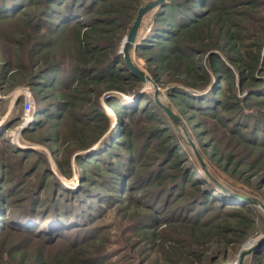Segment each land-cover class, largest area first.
I'll return each instance as SVG.
<instances>
[{"label":"trees","instance_id":"trees-1","mask_svg":"<svg viewBox=\"0 0 264 264\" xmlns=\"http://www.w3.org/2000/svg\"><path fill=\"white\" fill-rule=\"evenodd\" d=\"M146 1L0 0V89L31 90L40 119L23 136L79 180L68 188L40 152L11 144L21 118L0 126V264H235L264 231V0H167L149 13L132 53L178 127L122 53ZM248 256L264 264V247Z\"/></svg>","mask_w":264,"mask_h":264},{"label":"rangeland","instance_id":"rangeland-1","mask_svg":"<svg viewBox=\"0 0 264 264\" xmlns=\"http://www.w3.org/2000/svg\"><path fill=\"white\" fill-rule=\"evenodd\" d=\"M155 0H147L145 5L150 3V2H153ZM152 16L153 14H148L145 16L144 20H143V23H142V27H141V31H140V38H139V42L141 41V39L143 37L146 36V34L149 32L151 26H152ZM131 59H132V62L133 64L140 70L143 72V74L145 76H150L146 66H145V63L143 60L141 59H138L136 56H135V53H132L131 54ZM151 79L153 80V78L151 77ZM20 88H25V87H17L11 91H7V92H2L1 89H0V116L1 118H4L9 107L11 108L12 107V112L11 114L7 117L10 118L12 116H16L17 118H21L22 115H23V110H22V105L21 103L18 105L15 100L11 97V95L18 89ZM142 92H146L150 95H154L155 96V93L156 91L159 93L158 94V100L164 104V105H167L170 103V101L168 100V97L166 95V89L163 88V87H160L158 86L155 81L153 80V83L152 84H144V87L142 88L141 90ZM110 94L114 93V92H109ZM118 95H121L118 93ZM109 98V95L107 94H103V96L101 97V103L105 109V113L107 115V117L110 119V122H111V127L113 126V124L116 122V116L113 114V111L112 109H110L105 100ZM156 98V97H155ZM129 99H131V97H129ZM17 104V105H16ZM6 119V120H7ZM40 119V116L39 115H36V118H35V122H38V120ZM21 123V120L19 121V123H16L15 126H13L12 128H10V130H8L6 132V136L7 138H9V135L8 133H10L9 131L11 130H14L15 128H17L18 126H20L19 124ZM23 132L24 130L22 131L21 133V140H24L25 142L29 143L28 145H30L31 148H20V147H17V148H20V149H33V150H36L38 152H40L43 156H45L47 159H48V162H49V166L51 168V170L53 171V173L56 175V177L65 185L67 186L68 188H74L78 185L79 183V180H78V174L75 172L73 177L71 179H66L64 178L62 175H60V171H59V162H60V158L59 156H56L54 153H53V149L51 148V146L49 145H45V144H40V143H36V142H29L28 140H26V138L23 136ZM182 136L184 138H189V132H186V130H182ZM10 139V138H9ZM189 140L191 141V139L189 138ZM10 142H11V139H10ZM11 144H13L11 142ZM23 144V143H22ZM14 145V144H13ZM15 146V145H14ZM191 148H189L188 151H190ZM195 149L196 146H195ZM192 150V149H191ZM186 151V150H185ZM194 152V150H193ZM78 154V153H76ZM74 154L73 157L76 155ZM74 159H72L73 161ZM223 178L228 180L229 182L231 181L233 184H235V187L238 188L240 191H242L243 193H249V189L243 185V183L241 182H235L233 180H230L229 177L227 175H223ZM225 187L227 189H229L228 185L225 183L224 184ZM231 189V188H230ZM237 191V189H236ZM252 195V194H251ZM253 197V196H252ZM255 200L257 201L258 205L257 207L259 208V210L262 212V215L264 216V204H262L261 202V199L258 197V196H255L254 197ZM106 222H108L109 224L111 225H114L113 226V230H112V234H120V231L118 229V227L116 228V224H114L115 222H118V219L115 218V216L112 214V216H109L108 219L106 220ZM264 238V231H263V228L260 227L258 228V231L256 232V234L254 236H251L250 238H248L245 243L242 245L241 249L239 252L236 253V255L234 256V262L235 264H238L239 262V259H240V253L243 251V249H248L250 248L251 246H253L254 244H257L259 243L262 239ZM114 249V248H113ZM130 262V260H128L127 262L125 261L124 263H128ZM138 260H135L132 264H138L137 263ZM9 264H13V263H9ZM243 264H257L255 261H253L250 256H247L245 257L244 261H243Z\"/></svg>","mask_w":264,"mask_h":264},{"label":"water","instance_id":"water-1","mask_svg":"<svg viewBox=\"0 0 264 264\" xmlns=\"http://www.w3.org/2000/svg\"><path fill=\"white\" fill-rule=\"evenodd\" d=\"M167 0H155L153 2H150L146 4L145 6L141 7L137 13V16L133 22V25L128 33V35L125 37L123 41L122 46V53L124 55V60L128 68L130 69L131 73L139 78L144 84H152L153 80L149 76H145L132 62L131 59V53L135 51L139 45V38H140V31L142 27L143 20L146 15H148L151 11L155 10L156 8L163 5V3ZM158 92L156 91L155 97L158 100ZM162 109L165 111V113L168 115V117L173 122L174 126L178 127L180 123V119L177 115H175L167 106L161 104ZM31 125H29L27 128H29ZM26 128V129H27ZM193 149L197 155V158L202 166V168L206 170L205 163L201 159L200 155L196 151L195 147L193 146ZM207 173V172H206ZM215 181V180H214ZM220 187H222L218 182H216ZM264 247V238L257 244H254L248 249H243V251L240 253V259L238 264H243V261L245 257L253 253L254 251L258 250L259 248Z\"/></svg>","mask_w":264,"mask_h":264},{"label":"built area","instance_id":"built-area-1","mask_svg":"<svg viewBox=\"0 0 264 264\" xmlns=\"http://www.w3.org/2000/svg\"><path fill=\"white\" fill-rule=\"evenodd\" d=\"M11 97L15 100V102L18 99H22L23 101V115L21 117V123L19 124L17 128L14 130L9 131L8 133L9 138L11 139V142L20 148H31L29 143L25 142L24 140H21V133L23 130H25L29 125H33L35 118H36V103L33 96V93L28 88H20L16 90ZM12 107L8 109L6 115L4 118H1L0 116V126L6 121L7 117L11 114ZM23 143V144H22Z\"/></svg>","mask_w":264,"mask_h":264},{"label":"crops","instance_id":"crops-1","mask_svg":"<svg viewBox=\"0 0 264 264\" xmlns=\"http://www.w3.org/2000/svg\"><path fill=\"white\" fill-rule=\"evenodd\" d=\"M10 108V107H9Z\"/></svg>","mask_w":264,"mask_h":264}]
</instances>
